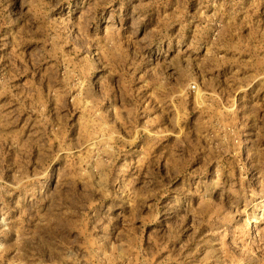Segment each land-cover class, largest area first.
I'll use <instances>...</instances> for the list:
<instances>
[{
	"label": "rangeland",
	"instance_id": "obj_1",
	"mask_svg": "<svg viewBox=\"0 0 264 264\" xmlns=\"http://www.w3.org/2000/svg\"><path fill=\"white\" fill-rule=\"evenodd\" d=\"M0 264H264V0H0Z\"/></svg>",
	"mask_w": 264,
	"mask_h": 264
}]
</instances>
